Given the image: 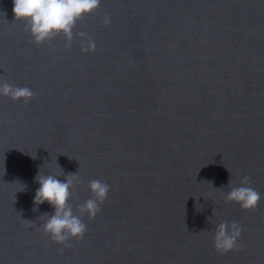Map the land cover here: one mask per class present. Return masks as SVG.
Segmentation results:
<instances>
[{
  "label": "water",
  "instance_id": "obj_1",
  "mask_svg": "<svg viewBox=\"0 0 264 264\" xmlns=\"http://www.w3.org/2000/svg\"><path fill=\"white\" fill-rule=\"evenodd\" d=\"M12 7L0 81L33 96H0V264H264V0H101L70 46L34 43ZM38 168L78 171L74 211L90 180L109 186L82 240L39 227L53 209L33 203ZM244 176L250 211L224 199ZM232 221L239 246L221 254L215 225Z\"/></svg>",
  "mask_w": 264,
  "mask_h": 264
},
{
  "label": "clouds",
  "instance_id": "obj_2",
  "mask_svg": "<svg viewBox=\"0 0 264 264\" xmlns=\"http://www.w3.org/2000/svg\"><path fill=\"white\" fill-rule=\"evenodd\" d=\"M100 2L101 0H12V12L14 21L19 20L25 23L26 31L29 32L34 43L41 44L62 34L65 37L66 46H70L76 22L84 15L96 10ZM103 23L105 25L110 23V18L105 16ZM77 35L82 38V52L95 50V43L91 39H85V33L80 32ZM0 96L27 102L32 98L33 93L28 87L13 86L0 81ZM46 164L47 162L42 168ZM42 168H38L34 176V181L39 186L35 190L33 203L38 206L47 202L53 211L51 214L41 215L46 219L39 227H42L49 239L57 244L68 246L67 242L70 239L82 240L87 226L82 222L81 216L87 215L89 219L96 216L100 211L99 205L107 198L109 186L101 180H90L88 188L92 193L91 198L77 204L74 211L69 201L73 197L76 184L79 183L78 171L67 174L62 181L56 175L42 173ZM248 184L247 176L241 179L239 186H232L230 178L228 190L224 196L225 201L235 202L245 211L258 207L260 194ZM77 212L79 215L76 214ZM242 232L243 228L236 221L216 224L213 237L214 249L221 254L236 250Z\"/></svg>",
  "mask_w": 264,
  "mask_h": 264
}]
</instances>
